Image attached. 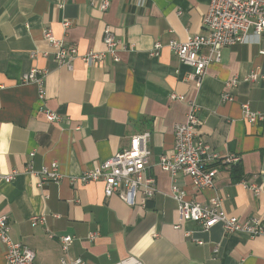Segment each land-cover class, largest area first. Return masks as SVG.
Wrapping results in <instances>:
<instances>
[{
  "label": "crops",
  "instance_id": "0c3cea01",
  "mask_svg": "<svg viewBox=\"0 0 264 264\" xmlns=\"http://www.w3.org/2000/svg\"><path fill=\"white\" fill-rule=\"evenodd\" d=\"M134 1L110 0L101 11L91 0H0V174L21 171L10 182L0 181V214L9 217V235L31 248L38 264H61L62 258L87 264H264V235L181 221L171 197L173 179L158 165L159 155L172 147L174 124L194 101L201 138L213 151L237 154L240 173L234 179L230 169L217 165L214 186L201 190L181 173L175 182L192 201L209 205L219 197L226 214L264 222V82L243 80L252 68L264 73V32L251 43L222 47L219 61L197 85L187 78L193 67L180 62L169 43L202 33L209 0H147L143 7ZM106 25L119 41L114 63L88 65L75 58L69 69L54 60L43 35L49 28L84 55L104 49ZM155 43L160 47L152 56ZM32 68L46 71L44 105L61 120L47 121L36 85L20 81ZM234 78L235 86L226 87ZM223 91L232 100H223ZM170 93L183 101L171 100ZM245 102L262 119L247 122ZM143 132L149 133L144 174L156 183L144 206L139 195L130 206L117 195L105 197L101 181L77 180ZM52 161L63 174L58 182L39 187L34 175L23 172L26 165L37 170ZM250 187H258V194ZM38 214L45 215L44 226L31 225ZM92 232L97 234L90 240ZM65 235L73 239L63 252L59 237ZM4 250L0 243V264H6Z\"/></svg>",
  "mask_w": 264,
  "mask_h": 264
},
{
  "label": "built area",
  "instance_id": "2783aa9c",
  "mask_svg": "<svg viewBox=\"0 0 264 264\" xmlns=\"http://www.w3.org/2000/svg\"><path fill=\"white\" fill-rule=\"evenodd\" d=\"M147 0H135L137 7H143ZM110 0H91V5L101 11H105ZM61 2L59 6H62ZM70 21L65 20L62 26L66 29ZM202 33L189 35L185 41H173L169 43L170 49L178 57L179 61L193 67L194 72L188 75V79L194 80L199 85L205 70L212 62H217L221 56V49L238 43H251V37L258 40L264 32V0H209L208 9L202 20ZM43 35L53 48L54 60L60 65H66L69 69L73 66V60L80 58L88 65H94L104 61L112 63L119 61L115 39L110 27H104L102 51H89L79 55L76 47L67 46L62 38L56 37L51 29L44 28ZM159 43H155L150 55L158 54ZM34 53H32L33 55ZM46 71L32 68L21 75L22 83H33L37 87V97L40 101L39 110L43 112L49 122L61 120L60 115L50 111L45 105ZM244 81L264 82V73L258 68L250 69L243 77ZM237 80L226 82V87H233ZM171 100L183 101V96L170 93ZM223 100H232V96L223 91ZM243 118L249 123H255L262 119V115L252 111L248 103L241 104ZM199 107L194 101L187 102V111L183 121L173 126V144L170 150L159 155L158 165L162 171L167 172L173 179L171 185V197L176 203V210L181 221H194L204 229H209L219 224L225 233L241 231L250 237L264 235V222L257 219L239 220L236 216L228 215L222 210V199L214 197L209 205H201L199 202L187 198L185 191L180 189L175 182L176 176L181 173L188 176L194 189H207L214 186L215 175L218 172L217 165L228 169L239 162L240 157L235 153L221 154L211 150L210 146L200 136L201 122L197 117ZM148 132L134 134L129 139L128 147L118 151L111 157L98 162L93 168L85 170L77 178L81 183L101 181L105 197L117 195L127 205H134L139 195V203L144 206L156 192L155 179L144 174L149 150L147 147ZM33 152L29 156H33ZM21 171L12 169L6 174H0V181L10 182ZM23 172L32 174L37 178V186L46 181L58 182L63 177L57 161H52L48 166L33 169L31 165L23 167ZM75 179H70L73 182ZM254 194H258V187H250ZM55 218L59 217L53 214ZM32 226L45 225V215L38 214L30 218ZM178 227V225H176ZM10 222L7 214H0V243L5 246L4 258L6 264H38L35 262V253L21 242H15L9 235ZM97 232L89 233L88 239H93ZM49 237L54 235L48 232ZM73 237L65 235L59 237L61 249L65 252ZM202 244V241H197ZM215 246L213 253L216 254ZM61 264H87L80 258L67 262L61 259ZM114 264H142L136 259H126Z\"/></svg>",
  "mask_w": 264,
  "mask_h": 264
},
{
  "label": "trees",
  "instance_id": "16d2710c",
  "mask_svg": "<svg viewBox=\"0 0 264 264\" xmlns=\"http://www.w3.org/2000/svg\"><path fill=\"white\" fill-rule=\"evenodd\" d=\"M231 174L234 179H237L240 173V164L237 162L230 167Z\"/></svg>",
  "mask_w": 264,
  "mask_h": 264
}]
</instances>
